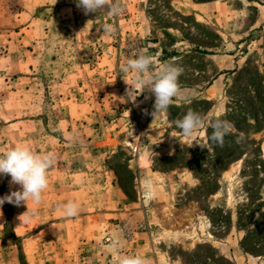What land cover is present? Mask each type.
<instances>
[{
    "label": "rangeland",
    "instance_id": "374dc122",
    "mask_svg": "<svg viewBox=\"0 0 264 264\" xmlns=\"http://www.w3.org/2000/svg\"><path fill=\"white\" fill-rule=\"evenodd\" d=\"M118 3L96 16L0 0V155H55L39 205L0 206V264H264V0ZM139 51L147 75L179 65L189 91L157 119L154 94L120 73ZM188 112L204 120L191 138L176 125ZM214 119L232 125L222 146ZM17 190L0 176V197Z\"/></svg>",
    "mask_w": 264,
    "mask_h": 264
},
{
    "label": "clouds",
    "instance_id": "9594fccd",
    "mask_svg": "<svg viewBox=\"0 0 264 264\" xmlns=\"http://www.w3.org/2000/svg\"><path fill=\"white\" fill-rule=\"evenodd\" d=\"M76 4L77 7L83 9L85 14L92 13L96 16H118L123 11L118 0H76ZM100 29L104 34L115 32V27L112 25L99 26ZM152 64L153 58L144 51H139L134 54V58L120 66V73L122 76L132 73L135 87L147 89L154 94L155 103L151 115L157 119L177 96V81L182 68L172 62L163 63L153 77L147 75ZM134 91L135 88H129L127 91L128 99L133 101L135 100L132 99ZM176 125L182 136L191 138L198 134L204 125V120L199 114L188 112L176 122ZM210 127L212 128L210 139L222 146L224 137L230 133L231 123L227 120L214 119L210 121ZM54 160L53 153L38 154L27 146H16L6 154L0 155V176H10L11 183L20 186V190L0 197V206L5 202L16 206H20L22 203L27 205L28 201L39 205L42 202V194L48 187V172ZM59 207L63 215L67 217L76 216L80 211L79 205L74 202L63 203ZM35 212V209L31 210L32 215ZM119 264H147V261L139 255L125 256L120 259Z\"/></svg>",
    "mask_w": 264,
    "mask_h": 264
},
{
    "label": "crops",
    "instance_id": "0c3cea01",
    "mask_svg": "<svg viewBox=\"0 0 264 264\" xmlns=\"http://www.w3.org/2000/svg\"><path fill=\"white\" fill-rule=\"evenodd\" d=\"M187 92V93H186ZM188 90H185V89H183V90H180V89H178V93H177V96H176V98L177 99H179V100H182V101H184L185 99H187V98H189V97H187V96H183L182 94H188ZM183 96V97H182ZM148 167H150V166H147V167H145V169H147Z\"/></svg>",
    "mask_w": 264,
    "mask_h": 264
},
{
    "label": "bare ground",
    "instance_id": "6f19581e",
    "mask_svg": "<svg viewBox=\"0 0 264 264\" xmlns=\"http://www.w3.org/2000/svg\"><path fill=\"white\" fill-rule=\"evenodd\" d=\"M163 119V121H166L167 119L164 117V118H162Z\"/></svg>",
    "mask_w": 264,
    "mask_h": 264
}]
</instances>
